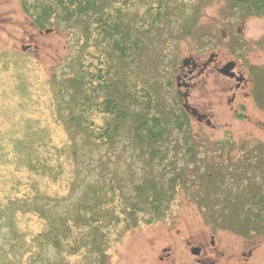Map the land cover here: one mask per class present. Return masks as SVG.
Listing matches in <instances>:
<instances>
[{
  "label": "rangeland",
  "instance_id": "1",
  "mask_svg": "<svg viewBox=\"0 0 264 264\" xmlns=\"http://www.w3.org/2000/svg\"><path fill=\"white\" fill-rule=\"evenodd\" d=\"M21 1L9 0V41L0 45L9 49L8 61L4 68L0 67V202L3 207L7 206L8 197L10 200L15 196L22 198L23 194L31 193L33 186L58 200L43 202L47 199H40L27 206L13 203L11 208L6 207L3 218L10 222L4 219L0 222V264H14V261L17 264H161L158 257L164 247H170L177 260L183 257L182 260L189 262L190 256L182 255V246L190 236L206 238L210 243L214 235L221 244H241L248 239L252 228L244 210L239 212L246 203V195L235 191L230 181L247 178L243 169L247 164L241 158L245 150L252 148L250 150L262 153V142L254 134L262 130L255 128L253 121L250 125H235L239 133L233 150L225 146L218 151L216 145L220 137L229 131L224 126L210 129L189 120L186 133L189 144L196 152L197 147L201 148L196 159H201L202 166L197 167L195 162L189 164L185 155H181L183 142L179 139L180 145L175 143L181 136L164 133V142L158 147L165 152L160 156L170 157L173 153L174 160L184 167L180 187L173 193L174 200L161 219H149L150 212L140 209L141 196L136 187L151 179L162 192L169 191L161 186L166 174L158 173L156 167L149 165L146 157L149 146L134 139V128L137 112L142 113L139 106L142 95L145 100L151 99L149 117L155 115L172 126L169 109L175 94V90L170 89V86L175 89L172 66L189 56L206 58L210 52L221 53L227 60L235 59L245 74L249 69L260 79L253 88V103L264 112V68L254 65L247 68L250 62L264 67V16L241 18V12L231 10L223 0H113L111 6L117 11L110 13L112 23L117 19L129 43L136 36L140 43L132 54L126 50L127 56L121 57L113 47L119 41L117 36H97L92 16L51 23L52 31L39 35L38 30L32 28L29 13L21 23L24 16L18 11ZM158 6L162 17L161 24L160 21L157 24L159 30L151 27L146 33L143 30ZM193 17L196 19L193 26L181 34L180 23ZM224 24L235 25L234 32L228 33L233 37L230 40L222 36L227 30ZM23 34L25 41L15 42ZM26 43L36 45L37 52L21 51L20 44ZM13 46L17 47L16 51ZM99 67L112 73L106 78L110 93L94 88L93 109L79 119L70 120V112L78 108L68 101L74 92L70 88L63 98L55 96V91L65 85L63 82L72 87L74 79L83 77L85 81L89 73ZM208 79L211 81L195 91V95L210 92L203 97L207 105L212 106L210 110L213 109L217 118L225 116L221 120L228 121L231 114L226 104V80L219 76ZM107 94L115 98L123 111L113 144L92 141L85 130L77 127L81 121L87 126L93 125L97 133L111 120L112 115L102 112L99 106V101ZM195 136L200 140L194 139ZM41 138L50 141L49 154L52 145L60 146L66 141L71 149L62 158L48 157V165L31 172L29 162L33 157L44 158L41 148L45 145L33 151L23 150L21 145ZM258 168H264V162ZM209 173H213L208 176L210 180ZM49 210L54 223L58 221L61 225V219H65L70 227L66 231L52 230L62 239L61 245L54 247L53 243L43 242L38 254L36 248H32L22 257L28 248L11 240L9 224L14 222L21 232L32 236L46 225L38 215L46 220L48 217L42 215V211ZM51 219L47 223L52 226ZM91 220L99 228L91 235L106 253L101 250L98 253L95 244L89 246L87 236L79 244L70 242L73 246L69 247L68 233L73 241L79 231L77 226L83 225L80 222ZM81 230L87 233L92 229Z\"/></svg>",
  "mask_w": 264,
  "mask_h": 264
},
{
  "label": "flooded vegetation",
  "instance_id": "2",
  "mask_svg": "<svg viewBox=\"0 0 264 264\" xmlns=\"http://www.w3.org/2000/svg\"><path fill=\"white\" fill-rule=\"evenodd\" d=\"M9 13V0H0V32H2L0 43L2 44L5 41H9ZM24 41L25 37L23 34L18 38L17 43ZM190 57L191 59L186 67H178L174 76L176 83L180 85V89H176V93L180 98V105L182 106L186 102L189 106L188 112L185 109L183 110L185 116L190 121H198L197 115H204L205 118H202V121H198V124L210 129L218 130L224 126V129L227 130H239L235 125H250L253 121V126L262 130L260 133H254L262 142V153L258 150H250L252 149L250 148L241 155V158H244L247 164V167H243L247 178L245 177V180L242 181H230L235 191L245 193L246 203L244 202L239 212L244 210L249 223L255 229L251 230L249 233L250 237L244 239L241 244L217 243L214 235H211L210 243H207L206 238L201 239L200 237L194 238L190 236V238L185 239L184 246H182L184 248L182 255H187L188 258L190 256L189 262L182 260L183 257L177 260L176 255L170 252V247L168 249L162 248V253L158 259L161 264H220L222 262V264H264V168L260 170L258 168V165L264 162V112L260 108H256L253 103V88L260 79L258 80L255 75H245L239 68L240 64L234 67L237 76L230 78L222 75L219 72V68L228 60L222 58L221 53H217L216 56L212 57L208 55L206 58H201L200 56ZM262 72L264 73V70ZM216 76L223 77L226 80L224 90L226 94H230L226 102L228 111L231 114V116L227 117L228 121L221 120L225 116L217 118L218 115L213 109L210 110L212 106L207 105L205 98H203L210 95V92L205 91L202 96L195 95L197 93L195 91L205 88V85L211 81L208 78H215ZM238 76H243L244 79L238 81ZM192 109L197 111L195 116L191 115ZM236 135L233 132L223 133L220 140H229L227 142L229 145H235L237 138L232 136ZM249 174L251 175L249 176ZM250 178H253V180H250ZM224 186L229 187V185ZM251 188L253 189L252 191L250 190Z\"/></svg>",
  "mask_w": 264,
  "mask_h": 264
},
{
  "label": "trees",
  "instance_id": "3",
  "mask_svg": "<svg viewBox=\"0 0 264 264\" xmlns=\"http://www.w3.org/2000/svg\"><path fill=\"white\" fill-rule=\"evenodd\" d=\"M227 4L230 6H241L242 8H245L246 10L252 12L253 14H263L264 13V0H226ZM109 3H114L113 0H57L56 3V9L53 10V7L48 4L47 9L44 7L40 11H35V15H39L41 22L45 21V17L48 16V18L55 13L57 18L61 21H69L70 19L76 18V19H83L86 16H92V21L95 23V27L97 31H102L107 36L106 32L108 30L107 26V20H109ZM117 28H114V31L111 34L117 33ZM118 47L119 50H123L122 46H119L116 44V48ZM123 52V51H122ZM103 73V74H102ZM106 75L105 72L101 70V67L94 70L93 73H89V78H85V81L83 77H79L77 80H73L72 87H69L65 82H63L65 85L61 86L58 91H55V96H62L63 98L66 95V92L69 93V89L71 88L74 92L73 96L70 97L69 102H71L74 106L77 105V111L76 112H70L69 119L76 120L84 116L87 112L91 111L93 109V102L96 103V99L93 98L94 95V88H100L105 91H110L109 87L106 84ZM87 85L89 89L87 88ZM110 93V92H109ZM67 96V95H66ZM67 100V99H66ZM116 100L110 96V94H107L106 97L102 98L101 101H99V106L102 108L101 111L105 112L109 115H112L111 120L107 121L106 124L102 129H99L97 133H94L93 125L87 126L86 123L78 121L77 127L82 128L86 131V133L93 137V139L96 142H107L112 143L114 141V138L117 133V127L118 122L121 121L123 118V111L120 108V106L116 104ZM73 106V107H74ZM156 123V122H155ZM152 123L145 122V119L141 116H139L135 122V128L134 132L135 134H138V141L139 140H145L147 141V144L150 148L154 147V144L162 138H157L156 135H161L165 130L163 129H156V125H151ZM144 135H143V134ZM50 142V141H49ZM49 142L44 139L40 140H29L26 143H23L21 147H23V150L33 151L35 149H39L41 146L42 151H44L45 155L44 158H41V156L33 157L31 161L29 162V166L31 172H34L35 169H41L45 164V162L48 160V157H52L53 155L57 154L58 157L60 155H63V151L66 149L70 150L71 147H69L68 143H65L64 145L58 147L57 145L54 146L53 152L49 154L48 151V144ZM36 165V168H32ZM24 167H27L24 165ZM31 185V184H30ZM11 187H14L13 185ZM31 187V186H30ZM32 193L23 194L22 198H18L15 196L12 200L8 197L9 202L7 203V206L10 208L12 207L13 203H17L20 205H30L33 203H38V200L40 199H47L43 202H51L53 198L49 195H46L42 192V189L39 187H31ZM138 191V195L141 196V202H144L145 206H147L148 210L150 212H159V208L161 207V204L163 201L168 197L171 198L172 194H166V192H162L159 188H157L154 185H151V182L149 181L147 184H140L136 187ZM7 206H4L0 202V222H2L4 211ZM42 215H45L48 217L46 220V227L43 228L40 232L36 234L24 233L21 232L17 224L14 222H11L10 225V237L13 242H20L21 246L25 248H28L22 255V257L32 251V248H36L37 254L40 252V248H42L43 242H45L48 245H51L53 243L54 247H59L61 244L60 237L54 235V232L52 231L55 229L58 231V229L55 228V226H51L50 219L52 217L51 210L45 212L42 211ZM40 216V215H38ZM41 217V216H40ZM50 218V219H49ZM8 223L10 220L8 218L4 219ZM52 224L53 220L51 219ZM65 219H61V222L63 223ZM49 222V223H47ZM93 230L97 231L96 224L93 225ZM53 227V228H52ZM99 236V235H98ZM64 237V236H63ZM79 238L76 237V240ZM57 240V241H55ZM66 240H68L66 238ZM54 241V242H53ZM91 244H95V248L97 249L98 244L95 242V236L93 239H90ZM81 241H79L77 244H79ZM76 244V243H75ZM73 245L69 242V247H72ZM17 247V246H16ZM15 246L13 248H16ZM24 251V250H23ZM22 254V253H21ZM14 264H17V261H14Z\"/></svg>",
  "mask_w": 264,
  "mask_h": 264
}]
</instances>
